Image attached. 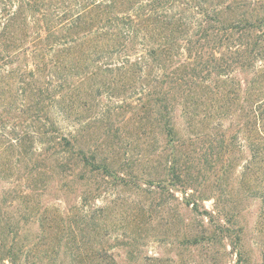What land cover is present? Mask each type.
Returning a JSON list of instances; mask_svg holds the SVG:
<instances>
[{
    "label": "rangeland",
    "instance_id": "374dc122",
    "mask_svg": "<svg viewBox=\"0 0 264 264\" xmlns=\"http://www.w3.org/2000/svg\"><path fill=\"white\" fill-rule=\"evenodd\" d=\"M15 10V0H0V31L4 24L9 33L17 29L9 21ZM75 45H67L66 68L54 76L53 87L60 78H79L69 68ZM15 50L14 41L0 35V247L24 246L18 264H264V137L258 142L252 127L242 128L228 152L210 158L217 133L211 120L200 115L192 121L178 108L172 140L154 122L153 109L138 110V120L132 119L130 107L145 90L142 79L99 75L64 92L52 90L38 115L47 127L54 125V135L74 139V151L67 153L41 134L43 124L33 133L36 125L23 114L48 80L42 76L38 84L22 75L33 69L32 61L18 62ZM78 69L88 70L85 62ZM10 131L29 132L28 138L7 146ZM77 150L105 160L122 180L82 172L72 160ZM68 158L71 164L62 168ZM36 161L40 166L32 173ZM63 178L68 185L58 190ZM89 189L98 191L92 197ZM7 190L15 192L4 206ZM216 198L242 232L241 258L215 234Z\"/></svg>",
    "mask_w": 264,
    "mask_h": 264
},
{
    "label": "trees",
    "instance_id": "16d2710c",
    "mask_svg": "<svg viewBox=\"0 0 264 264\" xmlns=\"http://www.w3.org/2000/svg\"><path fill=\"white\" fill-rule=\"evenodd\" d=\"M15 3L16 10L9 21L17 27L16 33H9L10 25L4 24L0 35L3 40L14 41V59L32 61L33 69L23 71L22 75L29 74L38 84L42 76L44 82L48 80L41 87L38 85L35 92L32 89L35 98L23 113L30 114L36 125L33 133H40L43 122L38 115L51 98L52 90L64 92L87 78L103 75L106 79L118 77L124 81L142 79L145 90L138 105L130 107L132 119L138 120L137 114L145 108L153 109L154 122L172 140L176 138L173 113L178 108L192 121L200 115L211 120L217 133L210 158L228 152L242 128L252 127L259 135L258 142L260 135L264 137V0H15ZM71 43L77 47L74 56L71 55L74 60L70 57L69 68L75 71L70 76L79 78L76 82L60 78L53 87L54 76L63 75L60 70L66 68L71 49L66 47ZM78 49L82 52L80 57ZM81 62H85L87 71L78 69ZM103 83L102 87L108 85ZM225 121L228 125L224 128ZM47 123L49 127L44 123L41 134H48L49 143L67 153L74 151V139L54 135V125ZM11 131L7 146L16 143L19 147L28 138L29 132L22 135ZM260 148L254 150L256 154ZM216 156L210 165L215 164ZM72 158L83 165L82 172L122 180L94 153L89 156L77 150ZM63 163L62 168L71 164L69 158ZM39 166L34 162L30 172ZM83 179L80 175L79 180ZM63 183L58 190L67 187V178H63ZM97 191L89 189L92 197ZM14 192L4 191L1 205L13 199ZM215 202L218 218L215 234L227 238L241 258L242 232L219 205V198ZM209 218L214 220L210 214ZM22 248L13 244L0 247L3 252L0 259L18 264L16 257Z\"/></svg>",
    "mask_w": 264,
    "mask_h": 264
}]
</instances>
